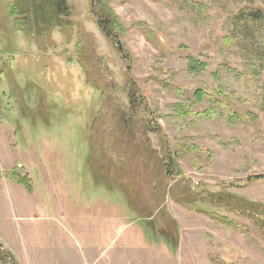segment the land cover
<instances>
[{
  "label": "rangeland",
  "instance_id": "374dc122",
  "mask_svg": "<svg viewBox=\"0 0 264 264\" xmlns=\"http://www.w3.org/2000/svg\"><path fill=\"white\" fill-rule=\"evenodd\" d=\"M8 2L0 264H264V28L232 34L264 0H68L46 57Z\"/></svg>",
  "mask_w": 264,
  "mask_h": 264
},
{
  "label": "trees",
  "instance_id": "16d2710c",
  "mask_svg": "<svg viewBox=\"0 0 264 264\" xmlns=\"http://www.w3.org/2000/svg\"><path fill=\"white\" fill-rule=\"evenodd\" d=\"M67 1L68 0H9L8 15L10 17V22L12 24L13 30L23 33V35L28 38H36L38 44L41 47L40 52L45 53L46 50L49 49L50 47L53 48V45L51 44V40H52V37L50 35L51 32L56 30L58 33H62L63 35L66 36V34H68V32L71 31V26H72V22L70 20L71 9ZM105 14L107 16V19L102 20L100 22L101 28L104 29L106 34H108L107 36H112L114 32L120 35L122 30L118 27V23L116 22V20H114L113 15L107 12H105ZM250 27H252L251 30L252 32L250 33L251 36L257 35L258 34L257 32H259L262 28H264V8H261L259 6L258 7L249 6L246 8V10L240 9L234 18V29L232 34L236 38L237 42L245 48L247 44L246 33ZM0 52H1V48H0ZM44 55L46 57V53ZM0 62H2L3 66H6L4 59L1 57V55H0ZM4 71L6 70L4 69L2 72ZM85 84H87L88 86L90 85L94 90H96L91 80L85 79ZM101 94L98 92L97 95H101ZM200 95H203V91L201 89H197L195 91V96H198V99H200L201 98L199 97ZM131 105L133 106L134 109L140 108L142 111H144L143 105H139V103L136 100L135 102H132ZM0 109H2L1 106ZM37 109H39V107ZM129 121L132 122V120ZM92 127L93 126H91L90 124V128ZM90 128L87 133L89 134L87 139L90 140L89 145L92 146L93 142H92V135L90 132ZM100 151L106 152L105 149L102 148L98 150V152ZM105 154L107 155V153ZM105 154H101L100 158L101 159L105 158L104 156ZM113 155L114 154H109L108 158H112ZM18 182L27 185L25 178L18 179ZM109 185L112 186L113 184L109 183ZM184 189L188 190L187 188ZM109 190L111 192L116 193L121 189L120 187H118V189L116 190H112V189ZM169 193L173 196L174 194L176 195L174 196V198L177 201V203L182 204L184 202V200L181 199L183 198L181 195L174 193V191L173 193H171V191ZM227 200L232 201L233 197L229 198L225 196L224 201L226 203ZM242 203H244L246 206L239 205L236 208L237 210L239 208H243L245 210L247 209L248 204L244 200H242ZM192 206L193 204L189 203V207L192 208ZM2 259L3 257L0 256V260Z\"/></svg>",
  "mask_w": 264,
  "mask_h": 264
},
{
  "label": "crops",
  "instance_id": "0c3cea01",
  "mask_svg": "<svg viewBox=\"0 0 264 264\" xmlns=\"http://www.w3.org/2000/svg\"><path fill=\"white\" fill-rule=\"evenodd\" d=\"M6 156H9V155L6 154L5 157H6ZM1 165H2V164H1Z\"/></svg>",
  "mask_w": 264,
  "mask_h": 264
}]
</instances>
